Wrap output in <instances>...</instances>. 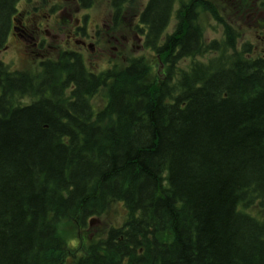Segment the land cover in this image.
Returning <instances> with one entry per match:
<instances>
[{
  "label": "trees",
  "instance_id": "16d2710c",
  "mask_svg": "<svg viewBox=\"0 0 264 264\" xmlns=\"http://www.w3.org/2000/svg\"><path fill=\"white\" fill-rule=\"evenodd\" d=\"M204 1L178 11L156 50L169 64L161 78L142 59L93 76L63 55L37 79L0 64V264H65L61 227H83L115 202L121 226L73 264H264V60L238 57L235 31ZM16 2L0 0V49ZM174 3L149 0L148 43ZM198 11L227 42L211 45L207 65L178 68L205 52Z\"/></svg>",
  "mask_w": 264,
  "mask_h": 264
},
{
  "label": "flooded vegetation",
  "instance_id": "af4514ba",
  "mask_svg": "<svg viewBox=\"0 0 264 264\" xmlns=\"http://www.w3.org/2000/svg\"><path fill=\"white\" fill-rule=\"evenodd\" d=\"M26 2H29V5L25 3L24 6H22V12L18 13L20 33L17 36L19 39V43H16L17 49H20L22 46L24 51H31L38 46L41 50L44 44L45 48L55 51L56 46L62 41L68 44L70 38H72L73 44L77 45L79 48L90 50L92 55L96 57L100 55L98 53V51H100L98 47L99 41L96 39L98 36L96 30L97 25L95 28L94 25H89V23L88 25L86 24V18H75L73 16L83 9L87 11L86 9L88 6H86V8H81V0H27ZM85 3H88V0ZM263 3L264 2L256 4V1H253L251 5L247 7L246 3L243 2L240 11L248 18L261 21V19H264ZM72 10L75 12L72 13ZM58 11H60L59 18L62 20L57 21V27L54 23V26L59 31L58 34L54 35V32H52L54 28L49 25L52 23ZM86 26L96 34H91L89 30L86 31ZM129 26L132 25L130 24ZM102 27L107 31V34L105 33L106 39L102 51L107 52L112 58H115L120 53V50L126 47L130 40L137 43L140 42L138 34L141 33V31H139L138 27H133L134 32H132L131 39L128 34L125 36L118 35L119 33L109 30V25H102ZM129 29H132V27H129ZM40 36L47 37L48 39L45 38L44 42L42 41L40 43L38 41Z\"/></svg>",
  "mask_w": 264,
  "mask_h": 264
},
{
  "label": "rangeland",
  "instance_id": "374dc122",
  "mask_svg": "<svg viewBox=\"0 0 264 264\" xmlns=\"http://www.w3.org/2000/svg\"><path fill=\"white\" fill-rule=\"evenodd\" d=\"M142 1L144 0H138L137 2V5L139 3H141ZM105 8H106V4L104 3L103 6H99L97 8V10L99 12H96L94 11L93 12V16L94 17H98L100 15V12H103L102 15L104 16V11H105ZM102 17V16H101ZM106 17V16H104ZM229 18L231 19L230 20V23L233 24L234 28L236 29L237 33L240 34L241 36L244 34L246 37H249V43L251 45V48L253 49V52L254 54L256 55L258 51H264V27L262 28H258V30L255 29L254 25L255 23L254 22H251V20H246L244 19L241 15H237L236 14H232L229 16ZM246 23L249 24V26H252L254 27V31H252L251 33L247 32L246 31ZM173 26V22L172 24L170 25V29L171 27ZM249 28V27H247ZM133 33H130L129 32V37L131 39V35ZM221 35V30L219 27L215 26L213 21L212 20H209L208 19V31L204 33V39L206 42H210L212 40H215L217 39L219 36ZM12 42L9 41L8 44H7V53L6 55H10V46H11ZM242 45V42L241 40H239L238 42V46ZM9 47V48H8ZM132 47V51L135 52V56H139L141 55L142 53H146V51L144 49H139V45L137 44H134L131 42H128V44L126 45V49L127 50L128 48ZM108 55V53H105ZM107 55H102L98 58H91L92 60L91 61H88V65L89 64H92L94 63V67L95 68L97 65H98V68L101 66H105L106 63H111L113 62L112 59H110L109 56ZM88 59V58H87ZM114 63V62H113ZM187 62H184L182 64H180L179 66L181 68H185L187 66ZM97 68V70H98ZM93 104L97 105V106H101L103 104V101L101 98H95L93 100ZM122 217H124V213L121 209V205L120 204H115L112 209L110 210V212L105 216V218L99 222L98 220V223H96L95 225L92 226V228L87 231H80L78 234L80 237H85L86 239H89V240H92L94 238H97V237H102L104 236L105 232H106V229L109 225H117L114 221H120L122 219ZM90 237V238H89Z\"/></svg>",
  "mask_w": 264,
  "mask_h": 264
},
{
  "label": "bare ground",
  "instance_id": "6f19581e",
  "mask_svg": "<svg viewBox=\"0 0 264 264\" xmlns=\"http://www.w3.org/2000/svg\"><path fill=\"white\" fill-rule=\"evenodd\" d=\"M60 229V228H59Z\"/></svg>",
  "mask_w": 264,
  "mask_h": 264
}]
</instances>
